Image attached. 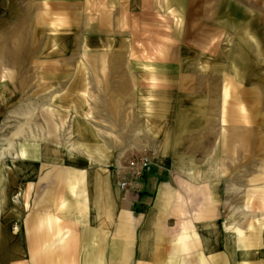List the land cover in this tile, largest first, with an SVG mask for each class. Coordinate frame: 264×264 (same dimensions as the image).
Wrapping results in <instances>:
<instances>
[{"label": "crops", "instance_id": "crops-1", "mask_svg": "<svg viewBox=\"0 0 264 264\" xmlns=\"http://www.w3.org/2000/svg\"><path fill=\"white\" fill-rule=\"evenodd\" d=\"M8 3L0 264H264V0Z\"/></svg>", "mask_w": 264, "mask_h": 264}, {"label": "rangeland", "instance_id": "rangeland-1", "mask_svg": "<svg viewBox=\"0 0 264 264\" xmlns=\"http://www.w3.org/2000/svg\"><path fill=\"white\" fill-rule=\"evenodd\" d=\"M14 1H16V0H9L8 7H10V9H12L11 10L12 12L10 11L11 12L10 15H7L8 18L20 17V14H18V13L16 14L15 12H13V10L16 11V9H18L16 6L13 5ZM23 17L25 18L26 16L23 15ZM10 21H13V19H8V23H10ZM9 41H11L10 46L15 47L16 42H14L13 39H10ZM22 45H23L24 51L27 52L28 54H30L31 53L30 42H29L28 38H24ZM43 46L44 45H41L39 43V51H38L39 53L38 54H39L40 58L46 52V51H44ZM15 48H17V46ZM18 48H17V50H18ZM55 49H57V48L55 47ZM28 57H30V56H28ZM30 64H31L30 61H28L24 65V69L26 70V72H30V69H31ZM71 65L73 66L74 63H71ZM72 66L69 68L73 69ZM75 66H76L75 68H78L79 63H76ZM26 80L29 82V78L24 77L25 82H26ZM263 120H264V111H263ZM3 123L5 124L4 127L2 125V127L4 128L3 131L5 134L12 133L14 131L16 124L17 125L23 124L25 131L26 132L28 131V133H30V131H31V129H30V124H32L31 121H2V124ZM38 123H39L40 128H42V130H43V128L46 129V121H33L34 125L38 124ZM58 125L59 126L61 125L62 127L66 128L68 130H69L68 126H71L70 121H58ZM248 129H250V126H248ZM262 137H263V141H262V143H260V144H262V149H263L262 158H251V159H249L247 157L246 159H241L240 164L242 165V168L247 170V173L231 174L230 180H231V182L241 181V182L246 183L248 186H253L256 184L259 187H261V189L257 191V193H256L257 195H255V196H257L256 199L260 200V205H253L252 203L254 202V199H252L253 201L251 200V203L248 206H246V209H248V211H250V212L257 211V212H255L256 215L258 217H262V219H263L262 227H263V231H264V123L262 126ZM234 164L235 163H233V160H232V165H234ZM237 164H239V163L237 162Z\"/></svg>", "mask_w": 264, "mask_h": 264}, {"label": "built area", "instance_id": "built-area-1", "mask_svg": "<svg viewBox=\"0 0 264 264\" xmlns=\"http://www.w3.org/2000/svg\"><path fill=\"white\" fill-rule=\"evenodd\" d=\"M148 169H149V162H148V160L143 159V161L141 162V170H148ZM134 176H141V172L139 171V172L135 173ZM127 185H128V183H126V182H119L118 183L119 188L121 190H124V191H126Z\"/></svg>", "mask_w": 264, "mask_h": 264}]
</instances>
